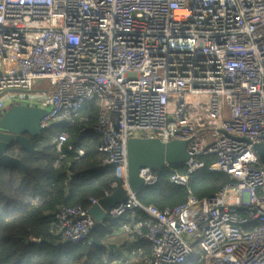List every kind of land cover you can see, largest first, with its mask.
Wrapping results in <instances>:
<instances>
[{
  "label": "built area",
  "instance_id": "obj_1",
  "mask_svg": "<svg viewBox=\"0 0 264 264\" xmlns=\"http://www.w3.org/2000/svg\"><path fill=\"white\" fill-rule=\"evenodd\" d=\"M24 99L46 108L42 127L72 122L96 99L102 162L128 195L107 215L128 212L126 243H150L138 264H264V170L253 149L264 145V0H0V110ZM137 136L186 140L187 172L173 183L186 186L205 155L231 182L171 208L143 206L126 178V142ZM65 138L56 136L58 151ZM139 176L157 180L149 167ZM53 223L78 243L95 220L61 205Z\"/></svg>",
  "mask_w": 264,
  "mask_h": 264
},
{
  "label": "trees",
  "instance_id": "obj_2",
  "mask_svg": "<svg viewBox=\"0 0 264 264\" xmlns=\"http://www.w3.org/2000/svg\"><path fill=\"white\" fill-rule=\"evenodd\" d=\"M97 116L96 99L86 101L72 122H51L39 135L30 137L32 151L16 143L6 149L27 169L0 165V264H106L104 258L111 260L112 250L121 242L126 243L120 224L128 212L122 217L107 215L95 221L83 242H72L53 228L59 206L80 204L89 208L90 198H103L112 192V182L122 183L116 166L102 162L106 154L98 149L101 137L92 129ZM61 132L66 138L58 151L55 138ZM78 148L82 149L80 155ZM202 160L205 167L190 172L186 186L170 180L174 171L187 172L185 164L154 169L156 182L139 188L136 199L143 206L171 208L184 202L189 194L202 199L231 182L226 173L206 167L215 160L214 155H205ZM135 211L143 214L140 207H135ZM130 247L140 248L141 252L131 257L121 253V262L138 264L150 255L148 241L138 239ZM185 264L200 263L190 259Z\"/></svg>",
  "mask_w": 264,
  "mask_h": 264
},
{
  "label": "water",
  "instance_id": "obj_3",
  "mask_svg": "<svg viewBox=\"0 0 264 264\" xmlns=\"http://www.w3.org/2000/svg\"><path fill=\"white\" fill-rule=\"evenodd\" d=\"M46 108L23 103H9L0 110V165L7 168L27 169L17 156L10 155L6 149L11 143L20 148L33 150L30 137L37 136L43 130L40 125ZM253 149L264 170V145L256 143ZM126 178L131 190L136 192L144 185L139 170L143 167L159 169L165 165H183L189 158L186 140L172 139L161 141L157 137H130L126 142ZM127 189L119 185L105 197L98 199L88 208L89 214L98 222L107 216V211L127 198ZM186 213L181 214V219Z\"/></svg>",
  "mask_w": 264,
  "mask_h": 264
},
{
  "label": "crops",
  "instance_id": "obj_4",
  "mask_svg": "<svg viewBox=\"0 0 264 264\" xmlns=\"http://www.w3.org/2000/svg\"><path fill=\"white\" fill-rule=\"evenodd\" d=\"M117 246H119L122 250L123 253L127 252L128 256H131V254L133 253L134 249L132 247H130V245H128L127 243L121 242L120 244H118ZM114 251V250H112ZM126 254V253H125ZM108 255L110 256V253L108 251ZM112 259L110 261H112V264H128V262H121V257L122 255H118V253H114L113 256H111Z\"/></svg>",
  "mask_w": 264,
  "mask_h": 264
},
{
  "label": "rangeland",
  "instance_id": "obj_5",
  "mask_svg": "<svg viewBox=\"0 0 264 264\" xmlns=\"http://www.w3.org/2000/svg\"><path fill=\"white\" fill-rule=\"evenodd\" d=\"M23 101L24 102L31 103V104H34V105H37L38 104V102L36 100L24 99ZM9 103H10L9 101L6 102V105H8ZM114 253H120V254L122 253L124 255L123 250L119 246H116L114 248ZM125 253L128 254L127 252H125ZM131 256H132V254H131ZM131 256H129V257H131Z\"/></svg>",
  "mask_w": 264,
  "mask_h": 264
}]
</instances>
